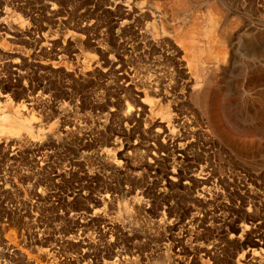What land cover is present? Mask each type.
I'll use <instances>...</instances> for the list:
<instances>
[{
	"label": "rangeland",
	"instance_id": "1",
	"mask_svg": "<svg viewBox=\"0 0 264 264\" xmlns=\"http://www.w3.org/2000/svg\"><path fill=\"white\" fill-rule=\"evenodd\" d=\"M0 264H264V0H0Z\"/></svg>",
	"mask_w": 264,
	"mask_h": 264
},
{
	"label": "bare ground",
	"instance_id": "2",
	"mask_svg": "<svg viewBox=\"0 0 264 264\" xmlns=\"http://www.w3.org/2000/svg\"><path fill=\"white\" fill-rule=\"evenodd\" d=\"M214 9H215V8H214ZM215 19H216V18H215ZM215 21H217V20H215ZM216 40H217V39H216ZM216 40H215V41H216ZM215 41H214V42H215ZM218 41H219V40H218ZM220 41H221V40H220ZM220 41H219V43H221ZM220 46H221V45H220ZM201 94H202V93H201ZM203 96H204V95H203ZM199 97H200V96H199ZM200 98H202V97H200ZM202 99H203V98H202ZM199 101H200V100H199ZM199 103H200V102H199ZM203 105H204V102H203Z\"/></svg>",
	"mask_w": 264,
	"mask_h": 264
}]
</instances>
